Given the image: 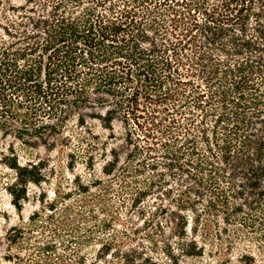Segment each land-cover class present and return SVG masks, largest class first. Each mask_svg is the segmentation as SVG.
<instances>
[{
  "label": "trees",
  "instance_id": "obj_1",
  "mask_svg": "<svg viewBox=\"0 0 264 264\" xmlns=\"http://www.w3.org/2000/svg\"><path fill=\"white\" fill-rule=\"evenodd\" d=\"M89 120L120 123L128 151L106 146L104 177L73 180L78 208L61 197L12 227L7 263L93 264L80 248L113 255L102 236L121 214L177 238L211 222L220 240L264 242V0H0V133L73 144L68 169L93 171ZM43 164L11 168L40 183Z\"/></svg>",
  "mask_w": 264,
  "mask_h": 264
},
{
  "label": "rangeland",
  "instance_id": "obj_2",
  "mask_svg": "<svg viewBox=\"0 0 264 264\" xmlns=\"http://www.w3.org/2000/svg\"><path fill=\"white\" fill-rule=\"evenodd\" d=\"M76 124L74 117L69 123V128L77 130ZM89 127L97 137L88 136L84 130L81 133L88 136L89 142L95 145L92 151L95 157L93 171L88 168L85 160H78L73 171L68 169L70 161L68 155L73 147L76 148L73 144L66 147L59 143L55 150L48 146L33 148L13 136L5 137L0 133V264H10L4 260V257L19 251L17 246H13L8 240V233L12 227L24 225L28 217L34 213H41L44 216L47 205L61 197L71 196L72 199L67 201L68 204L78 208L76 201L82 196L79 194L77 183H73V180L77 178L76 182L82 180V184L89 185L104 177L101 168L104 165L102 154L106 153V146L108 149L114 148L120 154L128 151L125 130L120 123H116L114 131L102 128L99 121L89 120ZM112 134L116 138H112ZM74 144L77 142L74 141ZM85 147L88 149V146ZM80 148L82 151V145ZM37 162H43L45 167L43 174L46 180L40 183L31 180L22 184L18 172L11 168L18 165L30 168V163ZM11 189H24L25 198L15 199L10 193ZM114 227L116 230L112 231L113 234L102 236V241L115 243L114 254L108 257L104 254L101 256L98 251L100 246L95 242H89L80 248L81 255L87 258L88 262L91 261L93 264H264L262 240L246 234L236 237L233 233H230L231 243L225 238L220 240L215 235L218 228L211 222L207 227L206 237L205 231H200L198 238L190 227L188 237L177 238L167 227L161 231L155 226H146L135 215L121 214L118 224ZM135 229H137L136 233L133 232ZM122 230L129 232L128 235L124 236ZM195 237V242L202 249L198 250V254L192 255L189 251L192 250L190 247ZM69 238L65 235V239ZM57 246L58 251L63 252L59 242ZM27 255V252L22 253V256ZM100 257L105 258L99 261Z\"/></svg>",
  "mask_w": 264,
  "mask_h": 264
}]
</instances>
